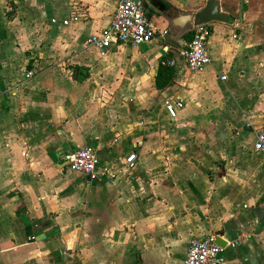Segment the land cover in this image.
<instances>
[{
    "label": "crops",
    "instance_id": "0c3cea01",
    "mask_svg": "<svg viewBox=\"0 0 264 264\" xmlns=\"http://www.w3.org/2000/svg\"><path fill=\"white\" fill-rule=\"evenodd\" d=\"M141 1L169 34L102 54L88 41L120 0H0V264H185L210 235L225 264H264V0H218L231 20L206 25L201 73L180 56L195 30L173 21L211 0ZM87 146L109 177L67 166Z\"/></svg>",
    "mask_w": 264,
    "mask_h": 264
},
{
    "label": "built area",
    "instance_id": "2783aa9c",
    "mask_svg": "<svg viewBox=\"0 0 264 264\" xmlns=\"http://www.w3.org/2000/svg\"><path fill=\"white\" fill-rule=\"evenodd\" d=\"M73 19L78 20V17L74 16ZM68 23L69 21H65L64 25ZM168 34L169 31H159L153 25L141 0H120L110 28L94 35L88 43L104 54L114 46H141L165 38ZM210 36L211 31L206 25L197 28L192 40L180 52L189 72L201 73L211 63L208 50ZM162 64L168 67L176 66L172 60L163 61ZM222 79L225 80L226 77ZM184 106V102L179 98L170 97L165 102V109L171 118H176ZM254 150L264 152V131L257 133ZM65 161L72 171L88 177L91 181L109 177V171L101 164L97 150L91 146L67 154ZM135 162V154L127 158L130 169L135 167ZM217 238V235H210L203 239L191 240L185 264H225V249L217 243Z\"/></svg>",
    "mask_w": 264,
    "mask_h": 264
},
{
    "label": "water",
    "instance_id": "95a60500",
    "mask_svg": "<svg viewBox=\"0 0 264 264\" xmlns=\"http://www.w3.org/2000/svg\"><path fill=\"white\" fill-rule=\"evenodd\" d=\"M154 6L164 11H169L170 7L167 6L162 0H153ZM231 20L230 15L221 11V6L218 0H211L207 5L195 14L181 16L173 21L177 28H184L185 26H192L193 30L212 23H229ZM217 243L223 247L226 243L219 237Z\"/></svg>",
    "mask_w": 264,
    "mask_h": 264
},
{
    "label": "trees",
    "instance_id": "16d2710c",
    "mask_svg": "<svg viewBox=\"0 0 264 264\" xmlns=\"http://www.w3.org/2000/svg\"><path fill=\"white\" fill-rule=\"evenodd\" d=\"M193 38V32L190 31L186 34L187 41H191ZM175 80V71L174 68H164L161 67L156 76V87L158 90H166L167 88L173 86Z\"/></svg>",
    "mask_w": 264,
    "mask_h": 264
}]
</instances>
